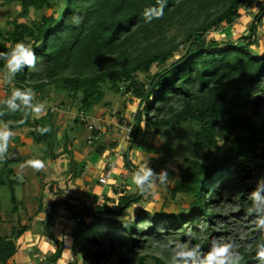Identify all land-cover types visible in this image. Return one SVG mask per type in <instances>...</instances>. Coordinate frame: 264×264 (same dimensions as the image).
Here are the masks:
<instances>
[{"label": "trees", "instance_id": "trees-1", "mask_svg": "<svg viewBox=\"0 0 264 264\" xmlns=\"http://www.w3.org/2000/svg\"><path fill=\"white\" fill-rule=\"evenodd\" d=\"M17 1L20 11L12 20V29L5 40L10 46L18 45L19 54L9 56L13 47H7L0 39V71L9 67L8 86L0 101V124L8 130L33 126L30 134L37 143L43 144L42 151L56 158L68 149L55 152L59 140L52 131L48 111L31 119L34 94L37 95L41 87L55 83L68 93L81 92L80 104L86 111L101 100L100 83L106 79L116 89L119 83L128 81L124 90L139 99L127 150L134 145L141 127L157 133L160 127L172 123H198L192 143L193 157L185 158L184 166L177 165L179 180L170 191L171 195H193L196 209L190 213L153 216L150 211L139 208L131 218L102 219L103 215L124 216L129 206L142 199L151 177L136 169L141 176L137 191L132 194L123 191L116 201L105 195L100 204L89 209H78V205L67 198L49 203L44 228L56 249L44 261L57 264L65 248L48 229L52 212L62 207L72 215L90 217L87 222L81 219L82 224L74 233L82 261L78 263L72 253L73 259L66 264H98L100 259H105L106 264H145L142 256L133 260L138 249L147 247L151 240L167 242L170 236L180 243L187 240L193 245L186 247V252L177 253L174 261L184 257L185 264H253L257 261L264 264V235L254 236L249 248L245 239L240 243H235L237 240L233 238L224 239L227 243L234 242L231 249L221 242L213 245L210 241L217 235L216 218L222 216L213 210L211 203L217 204L223 197L231 200V196L239 193L231 178L248 171L247 166L251 170L257 167L264 170V126L259 122V111L264 104V51L255 54L251 50V45L259 40L257 27H264V2L259 4L247 34L221 43L207 38L206 34L223 23L231 25L244 0ZM59 7L61 12L57 18L55 12ZM43 8L52 11L30 23L19 21L28 17L29 10ZM262 35L264 37V32ZM145 40L150 41L146 49L130 62L113 66L100 63L107 55L122 53ZM183 44L187 45L183 56L157 70L148 83L135 77L137 72L166 62ZM240 129L243 132L237 133ZM225 136L228 143L224 154L213 158L218 139ZM101 148L98 146L96 150L101 152ZM15 160L5 157L0 166V184L10 185L13 203H16L13 185L17 181L10 178L8 163ZM124 164L135 169L126 152ZM259 179L262 189L254 193L249 203L264 202V172ZM240 198L236 214L250 212L251 208L243 202L244 195ZM16 206L14 204L12 212ZM250 215L257 216L260 222L263 219L261 213L250 212ZM26 228L27 225L19 224L6 232L0 226V264H7L13 257L15 240ZM261 229L263 227L251 232ZM214 249L219 253L212 261L209 254ZM199 250L204 253H198ZM110 252L114 255L112 260ZM151 256L153 264H175L160 256ZM44 261L39 264H46Z\"/></svg>", "mask_w": 264, "mask_h": 264}, {"label": "rangeland", "instance_id": "rangeland-1", "mask_svg": "<svg viewBox=\"0 0 264 264\" xmlns=\"http://www.w3.org/2000/svg\"><path fill=\"white\" fill-rule=\"evenodd\" d=\"M264 0H244L238 9V16L234 17V22L231 25H226L223 23V26H219L206 34L207 38L215 39L218 42L226 43L227 40H235L240 35L247 34L248 27L252 21V18L257 13L259 9V4L263 3ZM20 11L19 4L17 0H0V32L3 34V37L0 38L2 41H5L7 47L10 46V42H7L6 34L12 29V20H14L17 13ZM51 9L43 8L42 10H29L28 17L20 18L19 21H24L30 23L32 19H38L42 14H50ZM60 7L57 8L55 12L56 17L59 18ZM259 40L257 43L251 45V50L253 53H262L264 51V27L259 25L257 27ZM173 32V30H172ZM262 35V36H261ZM150 41H143L136 43L135 45L126 48L122 53L117 51L116 53L107 55L105 60L100 61L107 66L119 64H125L130 62L134 56L141 53ZM186 44L180 45L176 50L172 52L166 62L155 64L151 66L148 71H141L135 74V77L138 80L145 81L148 83L152 75L159 69H162L168 63L177 60L182 57L186 51ZM13 47L9 51V56L12 55L16 57L20 52V47L18 45L10 46ZM8 60V57L5 58ZM9 64V63H8ZM102 65V64H100ZM103 66V65H102ZM8 66L3 71H0V101L3 100L7 84V73ZM128 81L121 82L117 85L116 88L111 87V82L107 79L100 83L101 90L103 92L102 98L99 102L94 104L90 109L84 111L81 107L80 100L82 98V93H68L63 88L57 86V84L52 83L40 88L37 95L34 94L35 106L32 108L31 119L33 116L39 118L40 113L44 115L47 111L51 114L50 119L52 121V131L56 138L59 140V146L56 148L57 151H61L63 148L68 149L72 146L74 150L78 151L85 147L90 148L91 160H100L108 162L107 158L113 157V165L115 166V178L119 184L118 186L112 184L115 188V192L122 193L125 191L127 194H132L137 191L138 185L141 181L140 174L136 171H141L149 177L151 181L148 184V188L142 197V199L129 206L127 209V214L124 216L114 217L110 215L101 216L102 219H127L131 218L135 211L140 209H146L155 216L157 214H166V213H190L192 210L197 208L196 202H194V196L190 194H176L171 195V188L173 187L175 181L179 180V173L177 170V165H185V158L193 157L192 143L194 134L198 128V123L194 121H183L179 124H169L159 128L157 133L153 132V129H141L137 133V138L131 149H128L129 139H124L126 129L128 125L133 124V114L136 111V108L139 104V99L132 97V94L128 90H124ZM33 93V92H32ZM259 122L264 126V104L262 105L259 111ZM102 116L105 121V134L102 138L93 144H87L85 141L86 129L84 126L85 117H97ZM125 123H128L127 125ZM26 127V126H23ZM28 127V133L32 131V128ZM0 129L3 130V134L0 133V166L2 165L1 160L7 156L10 158L13 156L14 150L11 147H17L16 144L9 146L6 151H3V142L4 145L7 142L6 134L8 130L6 127L0 124ZM25 129V133L27 132ZM243 129L237 130V133H242ZM24 133V134H25ZM6 134V135H5ZM32 136V135H31ZM33 137V136H32ZM14 142V140H12ZM24 141V140H23ZM113 142V144H111ZM228 138L220 137L218 139V147L215 148L213 158L221 157L225 152V147L227 145ZM16 143V142H15ZM23 147L26 146L27 151L32 153L34 157H38L41 153L39 150L43 144H33L23 143ZM101 146L102 151L99 152L96 150V147ZM12 150V151H11ZM69 151V149L67 150ZM65 151V152H67ZM11 152V153H10ZM128 154V158L135 167L132 169L124 164V153ZM9 153V154H7ZM44 153V152H43ZM64 153V152H63ZM48 155V154H47ZM22 157H24L22 155ZM15 158V157H14ZM16 160H18L16 158ZM111 161V160H110ZM201 162L206 163L205 160L200 159ZM9 168H13L17 176L11 175L10 178H17L19 183H15L13 186L15 188V201L18 204V211L13 213V203L11 197V189L9 184H0V216L1 218H6V220H14L17 215L22 214V209L32 208V203L39 202V196L36 199L37 201L28 202L29 199L34 198L33 195H30V188L40 184L39 181L42 179L41 168L36 164L35 161H31L32 170L27 175H22L20 172H25V169H21L24 164L22 161H9ZM248 163H246L247 165ZM122 168L127 169V174H122ZM77 170V172H76ZM71 175L81 173L82 170L76 169ZM246 170L241 174L234 175L235 177L231 178V183L237 185L239 191L238 194L231 196V200H225L226 197H223L221 201L217 204L211 203L214 205L213 210L216 211L221 217L216 218V224L214 225L216 236L210 239L213 245L216 242H221L226 244L228 249L234 247V242H225L224 239L233 238L237 241L235 243H240L243 239L246 240L245 244L247 248L252 245L254 242V236L264 235V202H251L248 200H253L252 196L254 193H258L262 189V181L259 177L263 174V168H254L251 170L247 166ZM33 171V175L37 176L34 183L31 181V177L34 179V176L30 177V173ZM69 172V171H68ZM231 172H233L231 170ZM38 173V174H37ZM95 179V178H94ZM92 180L94 183H97L98 180ZM109 180L108 183H110ZM93 183V184H94ZM99 183V182H98ZM60 184V182H59ZM41 185V184H40ZM39 192V190H35ZM120 194H116L112 199L117 200ZM244 195L243 202H246L249 206L250 212L253 214H262V221L257 218V216L250 215V212H240L239 210V201L241 200L240 196ZM105 196V195H104ZM88 197V196H87ZM68 199V197H66ZM71 199V198H70ZM104 197L100 200V203ZM69 200V199H68ZM74 200L77 205H83V209L92 208L93 202L82 201L81 197H76ZM89 201V197L87 198ZM75 203V201H73ZM86 203V204H85ZM34 204V205H35ZM210 206V205H209ZM58 208V207H57ZM69 211V210H68ZM47 212V210H46ZM70 212V211H69ZM71 213V212H70ZM71 218V231L68 237L69 245H71V252L74 253V257L78 263L81 260L80 249L77 246V242L74 237V233L77 228L80 226L81 221H76L77 215H72ZM81 219L85 222L89 220L90 217H82ZM224 217V218H223ZM5 222V219L3 220ZM2 221V222H3ZM7 222V221H6ZM263 222V224H261ZM7 226V225H6ZM10 226V225H8ZM261 230L256 233H252V230ZM39 230H41L39 228ZM44 228H42V231ZM223 231H226L225 234H222ZM45 232V231H44ZM193 247L192 244H188V241H183L180 243L170 236L167 242H160L157 240H151L150 244L147 247L138 249L136 255H134L133 260L138 256L143 257L145 264H153L154 260L152 259V254L160 256L168 261H173L175 264H185V258L181 257L176 260L177 253L186 252V247ZM229 252V251H228ZM198 253H204L203 250H199ZM219 250L214 249L210 254L209 258L214 261L216 255H218ZM131 253L128 254V256ZM47 257V256H46ZM109 258L112 260L114 255L112 252L109 254ZM256 255H254V259ZM264 258V255L262 256ZM69 259V258H68ZM58 260V259H57ZM11 259L8 263L11 264ZM68 262V261H67ZM7 263V264H8ZM89 264V262H88ZM98 264H106L105 259H100ZM253 264H261L260 261H257Z\"/></svg>", "mask_w": 264, "mask_h": 264}, {"label": "crops", "instance_id": "crops-1", "mask_svg": "<svg viewBox=\"0 0 264 264\" xmlns=\"http://www.w3.org/2000/svg\"><path fill=\"white\" fill-rule=\"evenodd\" d=\"M36 114H39L38 116L42 115L40 113ZM26 128L28 127L26 126L7 131L6 134L8 133L9 135L6 136L7 142L5 145L3 142V151H6L9 146H12V144H16L17 147H11L14 152L13 156L10 158H17L18 160L15 161L23 162L24 165L20 168L25 169V172H20V174L27 175L33 168L31 165L28 166V164H30L31 161H35L41 168L40 174L42 175V179L39 181L41 185L36 184L35 187L32 186L30 188V195H33L34 198L29 199V196L27 197L28 202H33L34 200L37 201L36 199L39 196L38 203H32V208L22 209V214L13 218L15 221L6 220L4 217L1 218L2 221L5 219V222H1L0 226L6 232L9 231L11 227H16L19 224L27 225V228L24 230L22 235L15 240L16 252L11 258V264H39V262L46 259V256L48 257L55 251L56 244L44 232V219L49 203L66 197H68L70 201H75L76 203L78 200L74 199L76 197H81L82 201L84 200L85 202H93L92 204H96L99 202L101 195L114 197L116 194H120V192H115L116 187L114 188L111 186L115 182L116 186L119 184V181L118 183L116 181L117 177L115 178L114 176L115 166L112 169V175L114 178L110 179V183L101 185L98 182L94 183L92 181L94 178V180H98V178L103 174L106 162L100 160L92 161L91 152L93 151L88 147L81 149V151H76L72 146H70L68 147L69 151L60 154L56 158H52L46 153H43L42 146L39 149L41 153L38 157H34L32 153L28 152L26 146L23 147V150H21V145L26 142L31 144L34 142L35 144H40L35 141ZM25 129L27 131L26 133ZM0 133L3 134V130L0 129ZM12 140H14V142ZM55 152L58 151L55 150ZM22 155L24 157H22ZM111 160L113 161V157ZM13 168L14 167L10 168V177L11 175L17 176ZM76 169H79V171L82 170L81 173L71 175ZM125 172L126 169L122 168L121 173L124 174ZM31 176H34L33 171L30 173V177ZM34 177V179L31 177V181L33 183L36 181L35 179L37 176ZM14 179L19 183L17 178ZM35 190H39V192H36ZM58 190L60 191L57 192ZM14 192L15 188L13 186V193ZM87 196L89 197V201H87ZM16 205L18 207L17 203ZM17 207L13 213L18 211ZM71 218H73V216L67 209L58 207L52 212L49 219V231L57 240L63 242L67 246L62 250L61 256L57 260V264H65L67 258L72 256L71 250L73 249H71V245H69V240L66 239L70 234V229L72 227H70ZM81 224L82 223L80 222V225ZM39 228L41 230H39ZM42 228H44L43 231Z\"/></svg>", "mask_w": 264, "mask_h": 264}, {"label": "built area", "instance_id": "built-area-1", "mask_svg": "<svg viewBox=\"0 0 264 264\" xmlns=\"http://www.w3.org/2000/svg\"><path fill=\"white\" fill-rule=\"evenodd\" d=\"M82 120H84V122H85V124H84L85 129H86L85 141L87 142L88 145L89 144L94 145V143L99 141L102 138L103 134H105V121H104L102 116L85 117ZM125 124L127 125L128 123H125ZM131 128H132V124L128 125V128L126 129L127 133H125V136H124L125 140L128 138V135L131 131ZM107 160H108V162H106V164H105L106 166L104 167L103 174L98 178V182L101 185H106L110 179L114 178V176L112 175V169L114 167V165H113L114 162L111 160V156H109V158H107ZM124 174H127V169H126V172ZM103 197L104 196L101 195L100 200ZM100 200H99V202H97L96 204H92L91 206L94 207L95 205L100 204ZM83 205L84 204L78 205L77 208L83 209ZM76 220L80 221L81 217L77 215ZM66 247L67 246L65 245V248ZM68 258L65 261V264L67 263V261H71L73 259L72 256H69Z\"/></svg>", "mask_w": 264, "mask_h": 264}]
</instances>
